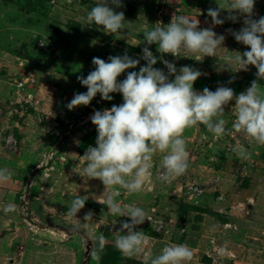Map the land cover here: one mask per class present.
I'll use <instances>...</instances> for the list:
<instances>
[{
	"label": "rangeland",
	"instance_id": "374dc122",
	"mask_svg": "<svg viewBox=\"0 0 264 264\" xmlns=\"http://www.w3.org/2000/svg\"><path fill=\"white\" fill-rule=\"evenodd\" d=\"M92 1L99 3V0H50L51 13L54 14L53 22L58 21L55 25L60 31L67 32L68 37L62 38V42L59 40L56 44L49 45L48 41H45L49 38L48 25L44 24V27L38 30L39 33L34 31L31 23L23 27L20 32L12 31L7 20L10 19V15L17 14L19 9H10V5L5 6L3 3L0 5V72L5 73V76H0V103H2L0 107L4 109L3 104L5 106L10 103L8 98L13 99V106L9 107L12 109L9 110L14 120L10 121V127L14 130L18 142L16 151H7L0 145V168L9 170L13 175L11 178L17 179L13 180V183L18 184L20 190L14 194L15 196L7 190L5 195H10L8 200L5 202L0 200V264H8V262L12 264H86V256L92 242L96 240L95 237L103 233L107 227L112 228L116 235L120 222L129 220L128 217H118L107 211L104 201L108 189H105L100 180L87 179L82 172L86 162L81 156L87 149V147L81 149L82 135L85 132H91L97 137L96 128L89 117L94 110L109 109L112 105L103 104L102 100H92L88 106H77L72 110L66 107L74 93H83L86 90L77 80L79 72L74 74L71 58H65L61 52L80 59L81 52H89L95 43L99 45L98 34L107 36L111 39L110 43L116 41L113 37L111 38V35L120 34L108 33L102 26L94 23L90 26L85 24L82 17H86L91 10ZM122 3L124 7L115 8V11L123 12L125 15L122 39L132 45L134 50L131 52V57L133 58L141 56L142 48L145 46L144 37L137 38L140 32L138 29L142 30L140 32L142 34L146 27L154 28L157 22L167 25L175 15H184L190 19L197 18L200 22L199 28L211 27L216 33L224 34L226 39L223 47L229 52L242 53L249 50L247 46L236 42L234 37L225 31L229 28L239 30L243 26L242 17L237 23L226 20L222 25H212L211 17L207 16L209 8L219 5L227 9L226 0H122ZM137 5L142 11L139 20H133L131 19L133 17L127 14V9H133ZM254 11L255 19L264 16V0H256ZM226 15H228L227 11L221 12V18ZM25 19L24 21H27V15ZM32 33L43 35L45 48L54 50V55L47 58V63L41 61L37 68L26 64L25 60L10 54L8 50V48H13L12 50L17 48L18 44L29 38ZM85 33H91L94 40L89 42L80 40L81 35ZM135 46L139 48L138 51L135 50ZM149 48L155 56L159 54L155 45L152 44ZM224 48L218 49L215 57H203L200 53H190L187 50H182L177 57L171 56L174 63L178 62V64L175 63L177 69L185 66V62L191 61L195 63V68L203 73L194 83L195 90L202 91L205 87L209 89L205 85V80L213 74H218L222 79L211 80V83L231 87L238 95L250 86L251 81L257 79L255 76L257 70L251 65L248 71L236 72H233L236 66L232 67L233 71L226 66L223 67V56L229 54ZM95 54H91L92 58ZM231 54L234 55V53ZM101 59L107 60L105 57ZM158 61L161 68H157L167 73V69L160 60ZM24 70L27 73H24ZM124 76H126L125 73L120 75L121 78ZM233 76L240 82L233 81L228 84L230 77ZM27 77L30 78L29 86L23 92L32 93L33 100L39 101L33 102L32 105L23 102L19 96L21 90L16 86V78L27 79ZM258 83L261 85V91H264V80ZM122 102L121 99L114 104L119 105ZM234 105L233 100L225 108L223 119L226 121L227 129H233L232 125L236 120V116L231 115L233 111L235 113ZM4 124L0 122V126ZM205 133L206 128L202 124L184 131L183 138L189 152L190 165L184 175L173 179L170 184L161 183L158 176L163 154L158 152L153 157L152 179L145 184L144 190L139 193H129L126 190L124 200L118 202L147 208L150 205L151 208L155 204L154 201L158 199L156 194L159 193L162 196L154 208L156 210L163 208L162 213L167 215L168 210L173 208V204L169 203L173 201L171 199L173 196L169 199L166 197L180 193L184 199L183 202L191 203L192 201L184 197V185L189 181H199L209 188L212 186L211 179L219 175L218 182L213 186L221 190L219 196L222 198L213 197V201L208 204L225 215L227 222L212 216L206 217L208 216L206 214H203L202 218L197 217V211L187 208L185 203L182 204L178 217L167 219L170 227L178 225L194 233L193 238L197 244L188 245L193 252V258L184 264H264V145L244 143V147L251 156L249 159H242L236 153L226 151L223 136L219 142L215 143L213 134ZM243 136L247 137L245 134ZM62 143H64L61 147L63 152H58L55 159L53 156L52 159L44 157L48 156L51 150L55 151L59 148ZM197 144H200V150L194 155ZM89 146L95 147L93 144ZM208 154H212L213 157L210 158ZM40 163L42 166H39ZM233 171L236 173V179L229 175ZM242 182H246L245 186ZM5 189H8V184H5ZM245 192L248 193L247 197L255 198L253 205L240 200L244 198ZM76 194L86 199L84 209L77 213V219L84 222V214L89 209L94 212L90 226L86 225L79 233L71 230L72 224L76 222L75 219L70 220L66 215L70 202ZM17 195L18 197L25 195L28 201V210L19 209L20 214L27 212V215H23V218L18 220L15 219V212L3 211L7 204L19 203V200L10 201L12 196L15 199ZM210 195L209 192L205 193L201 200ZM91 203L98 204V207ZM34 217L38 220L37 222L34 220L37 227L29 230L26 223ZM167 220H165L166 224ZM142 228L143 225L138 230ZM77 234H80L81 239ZM208 240L211 241V248L201 250ZM88 241L91 245H87ZM151 244L153 240L150 239L142 252L135 256L141 259L149 253L153 256L158 255L148 252ZM202 252L211 256L210 263L200 260Z\"/></svg>",
	"mask_w": 264,
	"mask_h": 264
},
{
	"label": "clouds",
	"instance_id": "9594fccd",
	"mask_svg": "<svg viewBox=\"0 0 264 264\" xmlns=\"http://www.w3.org/2000/svg\"><path fill=\"white\" fill-rule=\"evenodd\" d=\"M226 3L227 9L219 5L207 9V16L211 17L212 25H222L226 20L237 23L242 17L243 26L239 30L229 28L225 31L249 50L229 52L223 47L226 39L224 34L216 33L211 27L199 28L197 18L175 15L167 25L157 22L151 30L145 28V46L138 58L129 56L127 52L109 56L107 62L93 57L94 70L86 77L77 76L87 91L74 93L66 105L68 110L88 106L97 94L105 101L113 99L111 93L122 95L121 104H113L110 109L94 110L89 117L96 128L97 137L95 147L88 146L81 158L86 162V167L82 169L84 177L98 179L108 189L104 201L107 211L111 215L129 218L120 222L114 241V246L125 257L132 258L140 254L149 242L150 237L142 230H137V226L150 219L143 208L118 202L116 197L120 195L119 189L129 193L143 191L145 184L152 179L153 157L158 152L163 154L158 176L161 183L170 184L173 179L184 175L190 166L189 152L183 138L187 128L202 124L214 134L217 141L228 132L223 115L226 106L234 100L236 120L233 129L238 133L243 132L249 143L264 145V91H261L258 83L264 80V16L254 18L256 0H226ZM122 7V0H99L82 19L87 26L94 23L108 33L124 35L125 15L115 11V8ZM222 11H227L228 15L221 18ZM40 41L43 40L39 39V45ZM152 44L158 45L159 53L171 54L173 57L179 56L182 50L200 53L203 57H215L217 50L224 48L229 54L223 56V67L233 71L232 67L236 66L233 71L236 72L248 71L250 65L254 66L257 79L251 81L250 86L238 95L233 88L225 85H218L215 91L207 87L197 91L194 82L203 73L187 65L177 69L169 57L167 60L155 56L148 47ZM41 46H45V42ZM158 59L167 73L153 67ZM141 60L146 61V64L140 66L138 72H128L123 80H118L126 70L135 69ZM234 79V76L230 77L227 83L231 84ZM0 122L6 124L4 120ZM234 151L242 159L251 156L241 144H237ZM11 175L7 168H0V184L7 183ZM216 189L213 186L207 192ZM219 193L221 190H218L217 196ZM85 204L86 199L77 194L70 202L66 215L76 221L71 226L73 232L79 233L92 222L94 212L91 209L84 214V222L77 219V213L84 209ZM15 210L16 205L12 203L3 208L5 213ZM95 239L99 248L92 250L91 256L99 260L106 238L101 233ZM192 258L193 252L188 245L166 244L158 255L149 253L145 260L146 264H184Z\"/></svg>",
	"mask_w": 264,
	"mask_h": 264
},
{
	"label": "trees",
	"instance_id": "16d2710c",
	"mask_svg": "<svg viewBox=\"0 0 264 264\" xmlns=\"http://www.w3.org/2000/svg\"><path fill=\"white\" fill-rule=\"evenodd\" d=\"M2 3L5 6L10 5V9H15V10H16V8L19 9V10H17V14H15L13 16L10 15V19L7 20L8 25L11 27L10 30L20 32V30L23 27H25L27 24L31 23L32 27L34 28V31L38 32V30L41 29V27H44L43 26L44 24L48 25L49 31H50L48 33L49 38H46V39L44 38L46 42L48 41L47 42L48 45L49 44H56L59 40H61V42H62L64 38L68 37L67 32L64 33L62 31H60L58 26L55 25V24H57L58 21L57 22L55 21L56 23L53 22V18H54L53 15L54 14L51 13L50 0H1L0 5ZM95 5H96V3L92 1L91 7H94ZM20 10H21V12H20ZM23 10H25V12ZM141 11H142V9L137 5L133 9H127V14H130L133 17L131 19L139 20V15H140ZM26 15L28 16V19H27V21H24V20H26L25 19ZM148 29L151 30L152 28L150 27ZM138 31L141 32L142 30L138 29ZM140 32H139V36H137L138 39H140V37L143 36V33L140 34ZM29 33H31V32L29 31ZM81 36H82V38L80 40H83V41L86 40L89 42V41L94 40L93 35L91 33H89V34L85 33V34H82ZM112 37L114 39H116L115 43H112V42L110 43L111 39H109L104 34H98L97 38L99 39L98 40L99 45H95L96 44L95 43L92 46L93 49L91 47L92 50H89V52H81L79 55L80 59H76V58L71 57V54L66 55L63 52H61V53L63 54V56L65 58H69V57L71 58V62H73V63H71V65H72V69L74 70V74L76 72L77 73L79 72L78 76L82 75V76L86 77L87 74L90 71H93L95 68V66L92 64V59H93L92 55H91L92 53H96L94 55V57H101V58L105 57L106 59L109 56L123 55V52L129 53V56H131V54H132L131 52H133V50H134L132 48V45L129 44L127 41H123L121 34L111 35V38ZM40 38L42 39L43 35L32 33V35L29 38L22 40L18 44L17 48H15L14 50H12L13 48H11V49L8 48V50L11 52L10 54L16 55L17 57H20L23 60H25L26 64L31 65L34 68H37L39 62L45 61V63H47V58L50 57V55H54V52H53L54 50H51L49 47L45 48V46L39 45V39ZM153 45H155L156 50L159 51L158 45L157 44H153ZM12 47H14V46H12ZM149 47H152V45ZM135 50L138 51L139 48H137L135 46ZM167 55L169 56V61L174 63L173 57L171 56V54H167ZM161 56H162L161 53H159L157 55L158 58ZM158 60H157V64L154 66L156 68L157 67L161 68V66L158 64L159 63ZM106 62H107V60H106ZM175 63L178 64V62H175ZM145 64H146V61L143 60V62L141 61L140 64H138L135 69L126 70L125 74L127 75V73L131 72V71H137L138 72L139 67L143 66ZM185 65L192 66L195 68V63H192L191 61L185 62ZM23 72L25 73L26 71L24 70ZM0 76H5L4 71L0 72ZM125 77L126 76H124L122 78L119 77L118 80H123ZM218 79H222V78L218 74H213L209 77V79L205 80V85H207L209 87V90L215 91L217 86H218V83L212 84L211 80H218ZM198 80H199V78L194 83H196ZM234 81L240 82L239 79H235ZM84 89L87 91L86 87H84ZM110 95L113 97V99L111 101L102 100L99 94H97V96L94 97L93 100H102L103 104H107L108 106H111L114 103H116L122 99V95L120 93H111ZM9 99L10 98H8V101H10L9 105L5 104V106H4V104H3V107H5L4 108L5 110H8L10 106H13L12 105L14 103L13 99L12 100L11 99L9 100ZM6 101H7V99H6ZM0 106H2V103H0ZM15 106H19V105H15ZM30 108L32 109V107H30ZM26 109L28 110L29 108H26ZM231 115H235L234 111L231 113ZM10 119L13 122V120H14L13 114H12ZM227 130H230V129H227ZM205 134L210 135L213 133L207 131V129H206ZM213 136H214V134H213ZM224 136H223V140H225ZM95 140H96V135L94 133L85 132L84 135H82V138L80 140L81 149L86 148L91 144L95 145V143H94ZM219 140H220V138L217 139V141H215V143L219 142ZM199 150H200V145L197 144V146L195 147L194 155H196ZM58 151L60 152L61 150H57L53 153V157H54V158L52 157L53 159H55V157H57ZM227 152L231 153V151H227ZM208 155H209V157L212 156V154H208ZM245 183L246 182L243 183L244 186H245ZM119 192H120V195L118 197H116L117 201L124 200V197L126 196L125 195L126 190L121 188V189H119ZM209 193L211 195L207 198L211 199V197L213 198V197L217 196L218 190L216 189L214 192L210 191ZM125 200L127 201V199H125ZM183 200L184 199L182 197L178 201V203L179 204L182 203ZM203 201L204 200H201L200 203H198V204H194L193 202H191V203L188 202L187 206L189 208L197 211L198 216H200V215L202 216L203 214H208L209 216L221 219L223 222H227L225 215L221 214L218 210L214 209L211 205L204 203ZM91 204L95 207H98V204H96V203H91ZM156 205L153 204V206H151V208H150V205H148V208L146 206L145 207L141 206V208H143L147 212L148 217L150 219V221L146 219L145 222L142 224L143 225L142 231L145 233L146 236L150 237V239L153 240V244L150 245L151 249L148 252H152L153 254L154 253L159 254L161 252L162 248L166 244H171V242L174 244H186V245L195 246L197 243H196V240L193 238L194 237L193 232H191L187 229H182L181 227L178 228L175 225H172L171 227L169 225V221L167 219L173 218V215L178 211V206L173 207L171 212H169V214L165 215L164 212L162 213L163 208H160L158 210L153 209ZM164 218H165V220H167V224H166V221L164 220ZM160 219H162V221H163V227L160 230H158L156 228V226H157L158 220H160ZM140 227H141V225L138 226L137 230ZM102 234L105 236L106 241H105L103 250L100 251V259L94 260L91 256V251L99 248L98 242H97V240H95L92 242V246L90 247V250L86 256V264H146L145 258L140 259L139 257H136V256H133L132 258H128V257L123 256L120 253V251L114 246V241H115L116 235L113 233L112 228L107 227ZM77 235L81 239L80 234H77ZM71 236H72V233H71ZM90 245H91V243H90ZM210 246H211V244H209V247ZM200 260L203 262H206V263H210L212 261L211 256H209L208 254H206L204 252H202Z\"/></svg>",
	"mask_w": 264,
	"mask_h": 264
},
{
	"label": "built area",
	"instance_id": "2783aa9c",
	"mask_svg": "<svg viewBox=\"0 0 264 264\" xmlns=\"http://www.w3.org/2000/svg\"><path fill=\"white\" fill-rule=\"evenodd\" d=\"M40 45H44L43 41H40ZM30 78L27 77V79H19L16 81V86L17 88H19L21 90V93L19 94L21 99L23 100V102L28 103L30 105L33 104V102H39L38 100H33L32 94L30 93H24L23 91H25L26 87L28 86V80ZM31 81H33L31 79ZM12 112L10 110L5 111L2 107H0V120H4L6 122L5 127L3 129H1L0 131V143L2 144V146L5 148V150H15L17 148V138L15 137V133L14 130L10 127V116H11ZM243 132H236L234 129H230L228 130L227 134L224 136L225 139V143H226V150L227 151H231L233 153H236L234 151V148L236 147L237 144H241L244 146V143L246 144H251L248 141V137L243 136ZM53 156V151H50V153H48V156L45 155L44 157H47V159L51 158L52 159ZM39 166H42V164L40 163ZM38 166V167H39ZM219 180V176L214 177L213 179H211V183L212 186H210L209 188H207L203 183L199 182V181H189L187 182L186 185H184V196L186 198H188L190 201H192L195 204H198L202 197L204 196V194L207 192V190H211L213 189V185L218 182ZM29 194V193H27ZM221 193H219L220 195ZM217 196V198H222L221 196ZM27 197L24 195H19V203H18V208L22 211H24L25 209L28 210V201ZM19 210V211H20ZM23 215H27V212H23ZM34 220L37 222L38 220H36V218L34 217L33 220L31 221H27L26 225L27 228L29 230H33L34 227L36 226V223L34 222ZM163 227V221L160 219L157 222V226L156 228L158 230H160Z\"/></svg>",
	"mask_w": 264,
	"mask_h": 264
},
{
	"label": "crops",
	"instance_id": "0c3cea01",
	"mask_svg": "<svg viewBox=\"0 0 264 264\" xmlns=\"http://www.w3.org/2000/svg\"><path fill=\"white\" fill-rule=\"evenodd\" d=\"M2 123H4V122H2ZM5 127V124L4 125H1L0 126V131H1V129H3ZM52 142H53V140H52ZM51 142V143H52ZM50 143V142H49ZM60 143V142H59ZM0 145L2 146V144L0 143ZM61 146L59 147V148H57L56 150H61L60 152H63L62 151V146L64 145V143H62V144H60ZM200 145V144H199ZM59 152V151H58ZM213 157V155L210 157V158H212ZM196 158V157H195ZM197 159V158H196ZM35 167V166H34ZM33 167V168H34ZM206 167V166H205ZM32 168V169H33ZM206 168H208V167H206ZM45 169H47V168H45ZM209 169V168H208ZM219 170H220V168H219ZM33 171V170H32ZM42 171V170H41ZM161 171V169H160V167H159V172ZM216 171H218V170H216ZM216 173V172H215ZM236 173H234V171L232 172V173H229V175L230 176H232V178H235L236 179V175H235ZM12 177H13V175H12ZM154 178V177H153ZM230 178V177H229ZM231 179V178H230ZM13 180H17V179H15V178H11L7 183H4V184H0V200L1 201H6V200H8V197H10V195H5V193L7 192V190H8V192H12V194H13V196H15L14 194L16 193V192H18V190H19V185L17 184V185H15V183H13ZM5 184H8V189H5ZM7 187V186H6ZM176 191H178V192H180L179 190H176ZM175 191V192H176ZM19 192H20V190H19ZM159 192V191H158ZM17 194V193H16ZM247 194L248 193H246L245 192V194H244V198L243 199H240V200H245V201H247L249 204H252L253 205V203L255 202V198L254 197H247ZM156 195H158L157 197H158V199L157 200H155L154 201V205H156L157 204V202H158V200H159V198L162 196V194H159V193H157ZM164 195V194H163ZM253 195V194H252ZM12 196V198H10V201H18L19 200V197H18V195L16 196L17 198H15L14 199V197ZM173 196V197H172ZM172 197V198H171ZM207 197H209V196H207ZM167 199H169V198H171V199H173V201H171V202H169V203H171V204H173V207H177L178 206V211L173 215V218H171V219H174L175 217H178V213H179V211L181 210V206H182V204L183 203H185L186 204V206H187V202H183L182 201V203H178V201L182 198V196L180 195V193H174V194H171V195H169V197H166ZM206 198V197H205ZM204 198V203H211L212 201H213V199H212V197H211V199H209V198H206L205 199ZM205 200H207L206 202H205ZM0 201V202H1ZM251 203H250V202ZM246 203V202H245ZM251 205V206H252ZM241 207H244L243 205H241ZM166 208V207H165ZM187 208H189L188 206H187ZM153 209H155V208H153ZM189 209H191V208H189ZM172 210V209H171ZM171 210H168V212H171ZM251 210V209H250ZM219 211V210H218ZM15 212V216H16V218L15 219H22L23 217V214L21 213L20 214V211H19V208H18V204L16 205V210L14 211ZM206 215H208V214H206ZM201 216V215H200ZM197 217H199V216H197ZM203 217V215L200 217V218H202ZM204 217H205V215H204ZM206 217H209V215L208 216H206ZM204 219V218H203ZM176 227H181V226H176ZM182 229H183V227H181ZM181 231V230H180ZM226 242V241H225ZM224 242V243H225ZM174 244V243H173ZM209 244H211V241H206V243L203 245V248H201V250L202 249H210L211 248V246L209 247ZM221 252H222V250H221Z\"/></svg>",
	"mask_w": 264,
	"mask_h": 264
},
{
	"label": "water",
	"instance_id": "95a60500",
	"mask_svg": "<svg viewBox=\"0 0 264 264\" xmlns=\"http://www.w3.org/2000/svg\"><path fill=\"white\" fill-rule=\"evenodd\" d=\"M163 58L168 60V55H167V54H164ZM110 108H111V107H110ZM110 108H109V109H110ZM107 109H108V108H107ZM52 151H53V153H54L56 150H55V151L52 150ZM29 177H30V176H29ZM28 180H29V178H28ZM87 245H90V242H89V241H88V244H87ZM88 251H89V250H88ZM88 251H86V252H88ZM8 264H12V262H8Z\"/></svg>",
	"mask_w": 264,
	"mask_h": 264
}]
</instances>
